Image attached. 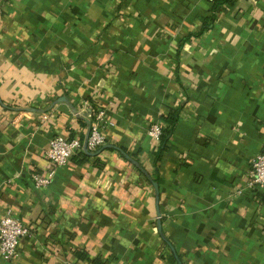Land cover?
Listing matches in <instances>:
<instances>
[{
  "label": "crops",
  "instance_id": "obj_1",
  "mask_svg": "<svg viewBox=\"0 0 264 264\" xmlns=\"http://www.w3.org/2000/svg\"><path fill=\"white\" fill-rule=\"evenodd\" d=\"M88 103L104 144L36 187ZM263 146L264 0H0V216L30 230L0 264H264Z\"/></svg>",
  "mask_w": 264,
  "mask_h": 264
},
{
  "label": "built area",
  "instance_id": "obj_2",
  "mask_svg": "<svg viewBox=\"0 0 264 264\" xmlns=\"http://www.w3.org/2000/svg\"><path fill=\"white\" fill-rule=\"evenodd\" d=\"M91 114L88 132L85 138L68 134H54L45 149V155L49 161V167L42 174L33 173L32 179L36 187L47 186L54 175L55 168L70 161L79 151H93L104 144L105 137L102 132L106 125L105 110L97 104L88 103ZM148 133L158 138L161 134V126L150 124ZM248 184L264 187V146L253 157L249 170ZM30 233L28 225L10 211L0 216V256L10 261L19 255L18 240L21 236Z\"/></svg>",
  "mask_w": 264,
  "mask_h": 264
},
{
  "label": "trees",
  "instance_id": "obj_3",
  "mask_svg": "<svg viewBox=\"0 0 264 264\" xmlns=\"http://www.w3.org/2000/svg\"><path fill=\"white\" fill-rule=\"evenodd\" d=\"M176 119V112L172 111L170 112L167 116H166V126L161 128V134H160V145L158 146L157 150H156V159L160 158V155L163 151V149L166 146V142L167 139L172 131V125L174 123ZM111 147H117L124 155L129 157V153L126 151V149L123 146H115V145H110ZM80 153H85V151H79ZM78 153V152H77ZM75 155V154H74ZM73 155V156H74ZM135 165L137 167L138 170H140L142 173H145L146 171L144 170V168L142 167V165L140 163H138L137 161H135ZM84 254H81V257H83ZM94 262L100 264L96 259H94Z\"/></svg>",
  "mask_w": 264,
  "mask_h": 264
},
{
  "label": "water",
  "instance_id": "obj_4",
  "mask_svg": "<svg viewBox=\"0 0 264 264\" xmlns=\"http://www.w3.org/2000/svg\"><path fill=\"white\" fill-rule=\"evenodd\" d=\"M84 151H88V150H84ZM154 186H155V187H157V184H156V182H154ZM179 264H180V263H179Z\"/></svg>",
  "mask_w": 264,
  "mask_h": 264
}]
</instances>
